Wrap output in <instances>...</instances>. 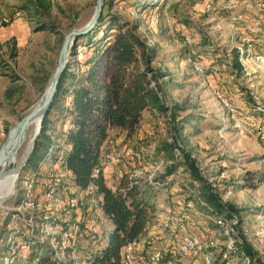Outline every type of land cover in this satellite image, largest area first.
I'll return each instance as SVG.
<instances>
[{"label": "rangeland", "instance_id": "374dc122", "mask_svg": "<svg viewBox=\"0 0 264 264\" xmlns=\"http://www.w3.org/2000/svg\"><path fill=\"white\" fill-rule=\"evenodd\" d=\"M30 1L35 2L0 0V27L16 20L27 23L25 31L28 32L20 44L13 36L0 43V146L14 124L42 95L64 35L86 23L95 6V0H48L49 8L36 16L31 8H26L30 6ZM242 1L215 0L210 10L198 5L188 6L184 0H160L157 7L143 11L138 0L112 1L102 7L104 14H116L123 21L139 25L137 33L154 49L155 58L150 66L165 72V76L157 80L161 86V100L166 106L177 104L180 108L175 122L183 126L182 147L190 152L203 178L213 187L220 201L234 210L227 217L218 215L226 219L215 218L210 213L211 209L197 200L192 187V184L196 187L197 183L192 181L188 172L178 171L169 177L168 184L156 195L158 224L147 239L152 240L151 247L158 246L161 250L166 249L167 242L173 241L172 245H176L174 255L185 258L180 264H206V260L209 264H250L236 248L246 252L251 264H264V7L257 4L259 0H249L248 4ZM226 2L229 7L222 8ZM171 4L176 6L170 9ZM19 9L24 14L21 11L18 13ZM42 22L51 25V32L35 29ZM84 40L81 38L77 44L83 46ZM233 50L241 54L239 61L242 68H232L227 64H231ZM88 51L86 48V55ZM212 51L219 62L213 69L207 64ZM75 52L73 61L77 65L83 54L77 48ZM7 88L13 89L10 98L5 97ZM58 119L61 118L56 117L55 109L50 111L48 129L61 128ZM34 122L35 119L27 125L18 143L11 142L15 149L9 144L4 150L1 159L8 168L18 162ZM168 123L165 115H153L145 110L138 128L129 136L117 131L110 133L112 143L109 146L118 147V150L123 146L122 154L114 148L110 151L114 157L116 153L121 156L118 161L108 159V152L105 155L106 176L113 187L117 186L124 173L148 184L164 173L171 160L154 155V147L171 140ZM179 149L174 150L177 160H181ZM132 152L140 154L139 162L131 158ZM159 159L166 163L159 162ZM32 167L24 165L21 168L12 191L7 194L9 197L0 204V261L1 257L7 260L10 254L6 252V242H12L14 238L20 242L28 234L25 232L28 228L25 219L32 205L21 202L24 194L26 196L25 189H29L27 183L33 177ZM247 173L253 174L251 180L246 179ZM38 180L35 176L33 187ZM55 192L57 209L51 221L56 218L59 224L64 218L58 211L60 206H64V195L58 190ZM185 196L192 200L187 206L182 203L181 197ZM46 207L50 208L51 202ZM38 208V213L32 215L33 219L29 217L27 221L33 225V231L38 229L36 234L40 236L43 228L40 223L46 212L42 206ZM183 208H190V211H185V219L179 222ZM98 214L101 230L99 228L97 236H81L78 240L79 226L71 223L77 251L73 256L65 254L68 243L64 249H56L55 256L60 259L68 257L75 263L87 261L105 242L110 228L109 222L101 217V213ZM74 220L77 222L76 218ZM49 225L48 232L53 230ZM191 239H197L202 244V251L190 249L186 254H179L178 250ZM46 240V237L43 238V241ZM137 251L133 247L127 253L139 259V264H144ZM150 252L144 257L146 264H149L148 259L154 250ZM9 264H21V261L14 260ZM173 264H176V259Z\"/></svg>", "mask_w": 264, "mask_h": 264}, {"label": "trees", "instance_id": "16d2710c", "mask_svg": "<svg viewBox=\"0 0 264 264\" xmlns=\"http://www.w3.org/2000/svg\"><path fill=\"white\" fill-rule=\"evenodd\" d=\"M112 1L122 0H103L102 7ZM138 1L143 11L145 8L157 7V2L160 0ZM214 2L215 0H184L188 6L198 5L209 10ZM242 2L248 4L249 0ZM175 4H171L170 9L174 8ZM257 4L264 7V0H259ZM49 6L48 0H35V2L30 1V6L23 7L31 8L32 13L39 16ZM226 7H229L228 2L222 6V8ZM19 11L22 12L19 9L18 13ZM138 28L139 25L135 22L123 21L116 14H104L101 10L96 25L84 35L76 37L71 47L72 55L59 76L52 101L42 118L40 132L34 140L25 163V165H33L34 173L31 182L27 183L28 195L24 194L21 204L26 202L32 204L27 214L31 219L34 213H38L40 209L38 207L42 206L43 211L46 212L40 223L43 227L42 232L38 236L36 234L38 229L33 231V225L28 224V218L25 219L29 227L26 238L21 239L20 242L15 238L12 242H6L5 249L10 254L5 261L4 257H1L0 264H9L14 260H20L21 264H127L122 250L129 244H138L137 252L143 257L145 264L144 257L153 243L147 237L158 224L156 217L159 205L155 202L156 195L168 184V178L178 171L188 172L192 181L197 183L196 187L192 184L197 200L211 209L210 213H213L215 218L226 219L218 215L224 214L227 217L234 211L232 206L220 201L213 187L203 178L190 152L182 147L183 126L175 122L176 112L180 108L177 104L166 106L162 102L159 94L161 86L157 80L163 78L165 72L161 68L150 66L155 58L154 49L148 46L137 33ZM35 29L51 32V25L42 22L35 26ZM81 38H85L82 42L83 46L77 44ZM76 48L82 51L84 58V60L83 58L77 60V65L73 61ZM86 48L89 50L87 55ZM11 50L13 53V49ZM240 55L238 51L233 50L231 64L226 63L232 68H242L239 61ZM210 56L207 64L213 69L219 65V62L213 51ZM4 93L6 98H10L13 95V89L7 88ZM54 109L56 117L61 118L58 119L61 123V128L58 130L48 129L47 125L48 115ZM145 110L153 115L163 114L169 120L168 132L171 140L157 144L154 147V155L169 157L171 163L166 166L164 173L157 177L158 179L153 178L150 184L124 173L120 176L117 186L110 187L103 174V169L107 166L105 157L107 147L112 143L110 133L117 131L129 136L138 128ZM178 147L181 148L179 161L174 156V150ZM112 148L114 147L109 146L110 155ZM117 148L114 149L117 151ZM136 154L140 156L139 153L132 152L131 158L136 160L134 157ZM120 157L115 158L111 155L110 160L116 162ZM158 161L166 163L162 159ZM247 175L246 179L251 180L253 174L247 173ZM35 176L41 179L36 182L38 188L36 185L33 187ZM56 190L64 195V199L61 198L64 206L58 209L64 218L59 224L56 223V218L51 221L54 210L57 209H55ZM47 193L51 194L50 198L46 197ZM181 198L186 206L190 201L192 202L186 196ZM72 199L75 201L73 206L70 205ZM88 200L93 201L92 206ZM48 201L51 202L50 208L46 207ZM78 210L79 212H76ZM182 211L179 222L185 219L187 215L185 211H190V208H183ZM96 212L104 215L111 224L106 233L105 242L91 254L87 261L79 260V263H75V260H70L68 257L60 259L55 256L56 249H60L63 233H67L70 238L65 254L72 255L77 251L73 243L75 235L71 223L79 226L78 240L81 236L95 237L99 234L100 215ZM92 216H96L98 224L95 234L85 229L89 227ZM6 217L8 220V216ZM48 223L53 229L50 232L47 231ZM45 237L47 240L43 241ZM154 237L157 238L156 235ZM172 244H174L173 241L163 252H160L161 258L158 261L160 264H167V262L173 264L175 259H178V256L174 255L176 245L171 251ZM131 248L133 247H127V251ZM236 249L247 258L248 263H251V258L242 248Z\"/></svg>", "mask_w": 264, "mask_h": 264}, {"label": "water", "instance_id": "95a60500", "mask_svg": "<svg viewBox=\"0 0 264 264\" xmlns=\"http://www.w3.org/2000/svg\"><path fill=\"white\" fill-rule=\"evenodd\" d=\"M102 5H103V0H95V6H94V10L93 13L91 15V17L89 18V20L84 23L82 26L78 27V28H73L71 30H69L63 37L59 50H58V55H57V59H56V63L55 66L52 70L51 76L48 80V83L43 91V95L40 96V98L37 100V102L31 107L29 108L21 117L20 119L14 124V131H15V135H19V132L23 126V124L25 123L26 119L28 118V116L36 109L40 108L39 110V123L37 125L36 131L33 134L29 146L27 148V151L24 152V156L23 158H21L20 162L17 163L16 165H12L9 169L8 172L3 173L2 169H0V178L8 173H15V176H17V174L19 173V171L21 170V168L25 165V162L27 161L29 154L32 150L33 144H34V140L37 137L38 133L40 132V128H41V121L42 118L50 104V102L52 101V98L54 96V93L56 91V85L59 79V76L61 74V72L63 71L65 64L67 62V58L68 55L70 53L71 47L76 39V37L84 35L85 33L89 32L97 23L98 21V17L101 13L102 10ZM10 144V140L6 139L2 142L1 146H0V150L2 149H6ZM15 153H13L11 155L14 156ZM9 196H3L2 198H0V202L5 201Z\"/></svg>", "mask_w": 264, "mask_h": 264}, {"label": "bare ground", "instance_id": "6f19581e", "mask_svg": "<svg viewBox=\"0 0 264 264\" xmlns=\"http://www.w3.org/2000/svg\"><path fill=\"white\" fill-rule=\"evenodd\" d=\"M43 95V94H42ZM41 95V96H42ZM39 110L40 108L34 110L29 116L28 118L26 119L25 123L23 124L20 132H19V135H15V131H14V127L8 132L7 134V139L10 140V146L13 147V149H15V145L11 144L12 141H16L18 143L17 140H20L22 138V135L25 134V131L27 129V125L32 122L34 119H35V122H34V127H33V130L30 134V137L28 139V142L18 160L17 163L20 162L21 158H23L24 156V152L27 151V148L29 146V143H30V140L33 136V134L35 133L36 131V128H37V125L39 123ZM14 136V137H13ZM12 138V139H11ZM17 138V139H16ZM5 149H2L0 150V168L3 170L2 172L3 173H7L8 172V167L6 166V163L1 159L2 158V155H3V152H4ZM132 154V153H131ZM118 157V154L116 153L115 154V158ZM134 157L136 158V161L139 162V156L136 154L134 155ZM1 163H2V167H1ZM16 163V164H17ZM15 173H8V174H5L3 175L1 178H0V198H2L3 196H6L7 194H9L11 191H12V188H13V185H14V181H15ZM28 192H29V189H26V195H28ZM51 193V192H50ZM50 193H47L46 194V197L47 198H50ZM74 197V196H73ZM78 200V199H77ZM48 203H50V201H48ZM69 203V202H68ZM1 204V202H0ZM83 204V202H82ZM29 205H32L30 202H29ZM69 205V204H68ZM70 205L73 206L75 205V201L72 199L70 200ZM98 218V217H97ZM89 231L92 233V234H95L96 230H97V221H96V216H92L91 220H90V225H89ZM62 240L60 242V249H64L67 247L68 245V241H69V235L67 233H63L62 234ZM191 250H195V251H202V244L200 242L197 241V239H191L190 241H188V243L185 245V246H182L180 249H179V252L180 254H186L188 253L189 251ZM128 253H124V260L127 264H129V259H133V260H139V259H135L133 258L132 256H130L129 254L127 255ZM161 258V254L160 252H158V255H154V252L150 255L149 259H151V262H157L159 261Z\"/></svg>", "mask_w": 264, "mask_h": 264}, {"label": "crops", "instance_id": "0c3cea01", "mask_svg": "<svg viewBox=\"0 0 264 264\" xmlns=\"http://www.w3.org/2000/svg\"><path fill=\"white\" fill-rule=\"evenodd\" d=\"M27 23H25V24H22V22L20 21H18V22H16V20H14L11 24H9V25H7V26H5V27H0V43H1V41H4V40H7V39H9L11 36H13L15 39H16V41H17V44H20L21 42H23L25 39H26V37H27V35H28V32L27 31H25V28L27 27V25H26ZM106 171H107V167H105L104 169H103V174H104V177H105V180H106V183H107V185L108 186H110V187H113L109 182H108V180H107V176H106ZM109 183V184H108ZM115 187V186H114ZM89 201V203H93V201H91L90 202V200H88ZM92 206V205H91ZM177 209V208H176ZM168 211V210H167ZM104 220H105V218H104V215H102L101 216ZM107 222H109V221H107ZM109 224H110V222H109ZM111 225V224H110ZM101 226V225H100ZM111 227V226H110ZM100 230H101V228H100ZM152 232V231H151ZM150 232V233H151ZM155 238V237H154ZM173 239H174V237H173ZM172 241H169V242H167L166 244H165V246H167V245H169L170 243H171ZM185 258H181V259H176L177 261V263L178 264H180V263H182L183 262V260H184ZM185 261V260H184ZM180 262V263H179ZM146 264V263H145ZM148 264V263H147ZM206 264H209V262L206 260Z\"/></svg>", "mask_w": 264, "mask_h": 264}, {"label": "built area", "instance_id": "2783aa9c", "mask_svg": "<svg viewBox=\"0 0 264 264\" xmlns=\"http://www.w3.org/2000/svg\"><path fill=\"white\" fill-rule=\"evenodd\" d=\"M18 14V13H16ZM152 22V20H150ZM0 26H1V20H0ZM249 42V40H248ZM262 61L264 62V58H262ZM109 148V147H108ZM122 150H123V146L122 147H119V154H122ZM108 159H111L110 158V154H109V149H108ZM40 180V179H39ZM36 188H38V185L36 183ZM36 188H35V191H36ZM182 214V213H181ZM21 216V215H20ZM234 223H236L237 221H232ZM86 231L89 230V228H85ZM25 232H29V227L28 228H25ZM183 243H184V240H183ZM174 245L171 246V251H172V247ZM127 247H134V249H138L139 246L138 245H134V244H129L127 246H125L122 250V253H127ZM149 250H154V255H158V252H163V250H161L158 246H155V247H150ZM128 255V254H127ZM178 256V259H181V255H177ZM149 260V264H151V259H148ZM252 263V262H251ZM250 263V264H251ZM129 264H139V260H133V259H129ZM167 264H170L169 262H167Z\"/></svg>", "mask_w": 264, "mask_h": 264}]
</instances>
